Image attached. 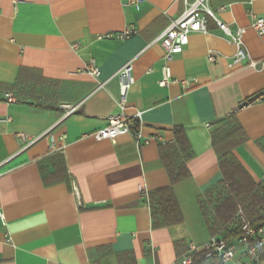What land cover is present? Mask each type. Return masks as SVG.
<instances>
[{"label":"crops","instance_id":"1","mask_svg":"<svg viewBox=\"0 0 264 264\" xmlns=\"http://www.w3.org/2000/svg\"><path fill=\"white\" fill-rule=\"evenodd\" d=\"M129 1L0 0V264H181L188 255L194 264H262L260 247L250 259L236 241L244 219L264 227V211L249 215L234 193L215 202L208 193L225 180L212 132L231 114L244 137L233 153L264 193V32L253 25L264 0H205L207 31L168 62V85L161 36L195 0ZM219 22L246 29L256 66L233 64L236 47ZM129 61L122 111L139 114L140 137L97 140L121 111L117 72ZM178 128L189 175L172 184L162 147ZM170 186L182 218L156 225L150 195ZM213 237L236 244L232 260L189 253Z\"/></svg>","mask_w":264,"mask_h":264},{"label":"built area","instance_id":"2","mask_svg":"<svg viewBox=\"0 0 264 264\" xmlns=\"http://www.w3.org/2000/svg\"><path fill=\"white\" fill-rule=\"evenodd\" d=\"M204 1L205 0H195L192 2L185 13L179 19L173 21L162 34L161 43L164 48L163 57L165 61L163 66V78L160 81L162 85H168L172 81V75L170 73L168 62L173 60L176 55L184 51L189 43L190 35L194 32L207 31L208 20L203 14V10H206L208 14L212 13L208 9L204 8ZM140 2L141 0L129 1V3L134 4L137 8H139ZM219 25L225 31V33L230 36L231 41L235 44L236 52L233 57V64H249L251 66H256L257 62L251 58L250 54L245 49L244 34L246 29L240 27L235 33H232L226 24L219 22ZM253 25L260 34L264 32L263 18H256ZM131 34L132 31L127 29L119 34V38L126 39ZM107 36L112 35L109 34ZM210 59L215 60V57L211 55ZM132 70V61H129L118 70L117 75L120 80L121 111L110 116L108 118V125L94 133L97 140L109 139L114 141L118 136L130 132H134L136 136L140 137L139 131L137 129V118L139 117V114L135 117H129L122 111L128 92L134 81L132 77ZM87 71L95 77L99 75V68L95 65L93 60L91 61ZM5 96L6 101L8 102L14 100V96L11 93H7ZM73 110V108L70 109V111ZM236 244L244 248V254L248 258H257L259 247L264 252V227L244 219L241 224L240 233L237 237ZM236 244L231 243L229 240L224 238L213 237L201 246L191 244L189 246V253L202 251L206 254V256L219 258L225 263L234 258ZM181 264H194L193 257L191 255L186 256L182 259ZM245 264H249V262L247 261ZM262 264H264V258L262 259Z\"/></svg>","mask_w":264,"mask_h":264},{"label":"trees","instance_id":"3","mask_svg":"<svg viewBox=\"0 0 264 264\" xmlns=\"http://www.w3.org/2000/svg\"><path fill=\"white\" fill-rule=\"evenodd\" d=\"M175 134L176 143L162 147V157L169 170L172 184L189 175L185 160L191 156L184 130L178 128ZM242 134L243 128L234 114L225 117L219 126L213 130V145L219 154L225 180L219 187L211 190L208 196L215 202L214 199L218 200L225 195L227 201L232 200L233 197L230 195L232 192L237 200L244 203L247 214L259 215L264 211V193L255 188L253 181L248 178L247 173L233 153L235 146L244 140ZM226 184L229 186L228 189ZM150 204L156 225L176 223L182 218L172 186L151 193ZM253 264H257L256 259Z\"/></svg>","mask_w":264,"mask_h":264},{"label":"rangeland","instance_id":"4","mask_svg":"<svg viewBox=\"0 0 264 264\" xmlns=\"http://www.w3.org/2000/svg\"><path fill=\"white\" fill-rule=\"evenodd\" d=\"M262 254L264 255V252H263ZM229 264H235V263H233V262H230Z\"/></svg>","mask_w":264,"mask_h":264}]
</instances>
